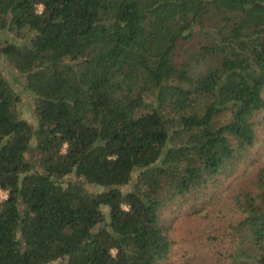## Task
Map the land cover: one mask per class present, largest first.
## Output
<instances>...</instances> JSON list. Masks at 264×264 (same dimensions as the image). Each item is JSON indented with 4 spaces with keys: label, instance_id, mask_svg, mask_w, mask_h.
<instances>
[{
    "label": "trees",
    "instance_id": "obj_1",
    "mask_svg": "<svg viewBox=\"0 0 264 264\" xmlns=\"http://www.w3.org/2000/svg\"><path fill=\"white\" fill-rule=\"evenodd\" d=\"M3 32L36 127L0 73V264H168L159 210L202 207L256 141L264 0H0ZM253 185L229 264H264V165Z\"/></svg>",
    "mask_w": 264,
    "mask_h": 264
},
{
    "label": "rangeland",
    "instance_id": "obj_2",
    "mask_svg": "<svg viewBox=\"0 0 264 264\" xmlns=\"http://www.w3.org/2000/svg\"><path fill=\"white\" fill-rule=\"evenodd\" d=\"M0 36L2 42H5L4 39L19 40L10 32H3ZM203 67L204 65L200 66ZM0 73L18 98L13 106L14 111L34 130L36 127L33 114L34 98L25 88L24 76L13 69L3 57H0ZM34 143L35 137H32L29 145L33 146ZM26 157H29L28 153ZM262 165H264V113L256 125V141L253 147L248 149L245 162L239 165L237 172H232L233 179L223 183L202 207L194 203H184L165 206L159 210V219L167 228L171 239L168 264H229L228 254L232 248V241L228 223L230 218L236 217L231 208L232 199L238 191L254 189L256 170ZM134 177L133 174L130 182L122 189H129L135 180ZM85 187L88 191L102 189L91 184H86ZM48 264H62V260L56 259Z\"/></svg>",
    "mask_w": 264,
    "mask_h": 264
},
{
    "label": "built area",
    "instance_id": "obj_3",
    "mask_svg": "<svg viewBox=\"0 0 264 264\" xmlns=\"http://www.w3.org/2000/svg\"><path fill=\"white\" fill-rule=\"evenodd\" d=\"M40 9H41V6L38 4V5H36V11L37 12H39L40 11ZM5 196H6V191L5 190H2V189H0V200L1 199H4L5 198Z\"/></svg>",
    "mask_w": 264,
    "mask_h": 264
}]
</instances>
